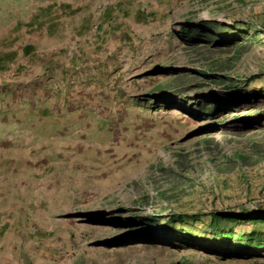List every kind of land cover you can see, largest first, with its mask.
Returning <instances> with one entry per match:
<instances>
[{
    "label": "rangeland",
    "instance_id": "374dc122",
    "mask_svg": "<svg viewBox=\"0 0 264 264\" xmlns=\"http://www.w3.org/2000/svg\"><path fill=\"white\" fill-rule=\"evenodd\" d=\"M0 264H264V0H0Z\"/></svg>",
    "mask_w": 264,
    "mask_h": 264
},
{
    "label": "trees",
    "instance_id": "16d2710c",
    "mask_svg": "<svg viewBox=\"0 0 264 264\" xmlns=\"http://www.w3.org/2000/svg\"><path fill=\"white\" fill-rule=\"evenodd\" d=\"M191 31H187L185 32V35L187 36V38H190V40L192 39L193 35L190 34ZM197 37H202V38H206V39H209V40H213V36H218L220 38H224L226 36V33H221V30H218L216 27L210 25V24H207V23H202L200 26H199V33L196 35ZM184 218L187 219L186 216H182V215H177V216H173L172 220L173 221H180V220H183ZM219 221H228V222H231V223H236V224H239V223H242V222H246V220H240V218L238 217H231V216H226V215H215L213 214V216H211V223H215V222H219ZM223 237L228 239L229 237H231L230 235H227V234H223ZM260 239H262L261 236H255L253 237L252 239L250 240H253L254 242H259L261 241ZM230 242L228 243H224L223 245L224 246H229ZM249 245V244H248ZM260 244H257V249H261L263 247L259 246ZM245 248V246L243 247Z\"/></svg>",
    "mask_w": 264,
    "mask_h": 264
}]
</instances>
